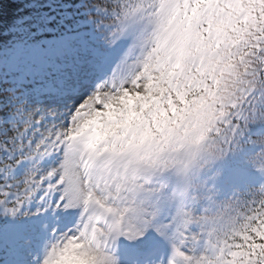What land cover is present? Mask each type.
I'll list each match as a JSON object with an SVG mask.
<instances>
[{"label":"snow or ice","instance_id":"6c2138e0","mask_svg":"<svg viewBox=\"0 0 264 264\" xmlns=\"http://www.w3.org/2000/svg\"><path fill=\"white\" fill-rule=\"evenodd\" d=\"M94 7L139 57L57 123L0 109V217L44 218L8 264H264V0Z\"/></svg>","mask_w":264,"mask_h":264},{"label":"rangeland","instance_id":"374dc122","mask_svg":"<svg viewBox=\"0 0 264 264\" xmlns=\"http://www.w3.org/2000/svg\"><path fill=\"white\" fill-rule=\"evenodd\" d=\"M61 9L64 10L65 6H62ZM90 40V37H86L75 43V46L78 47L75 50V54L72 55L71 53V58L61 68H55V77L50 80V84L44 85L39 89L41 90L40 92L38 90L34 95L18 102L19 112L26 113L37 110L44 116L45 124L57 123L60 116L65 114L84 95L89 94L95 88L93 78L96 76V70L100 65L101 54L97 53L91 44L88 45ZM100 47H103L102 43ZM139 54V49L132 51L131 55L126 58L127 63L134 62L139 57ZM125 60H122L120 64L123 70L120 76H123L127 71L126 65L123 63ZM51 159L52 157L44 158L41 161V165H46ZM217 167L219 168L220 166L218 165ZM23 172L24 166H21V168L17 169L16 175H23ZM222 199L224 198L222 197ZM43 219V217L40 220L31 217L9 219V225L0 230V244H2V248H0V257H2L0 264H8V255L6 253L8 252L10 237H19L16 243L23 245V237L29 235L31 229L41 223ZM134 247H138V245Z\"/></svg>","mask_w":264,"mask_h":264},{"label":"trees","instance_id":"16d2710c","mask_svg":"<svg viewBox=\"0 0 264 264\" xmlns=\"http://www.w3.org/2000/svg\"><path fill=\"white\" fill-rule=\"evenodd\" d=\"M46 2L47 0H0V47L3 48L6 45H16L18 42L28 41L27 37L22 35V32H25L29 28V25L21 23L22 19L31 12L27 5L30 3L43 4ZM252 132H256V126H253ZM224 164L226 171L234 166L244 167L242 157L230 156L224 161ZM249 175H255V173L249 169ZM257 182H259L258 179ZM253 186L252 184L233 188L228 193V196L248 195Z\"/></svg>","mask_w":264,"mask_h":264}]
</instances>
